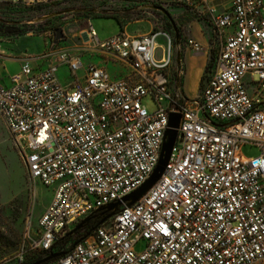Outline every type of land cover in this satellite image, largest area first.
I'll return each mask as SVG.
<instances>
[{
	"label": "built area",
	"instance_id": "2783aa9c",
	"mask_svg": "<svg viewBox=\"0 0 264 264\" xmlns=\"http://www.w3.org/2000/svg\"><path fill=\"white\" fill-rule=\"evenodd\" d=\"M174 1L210 13L222 38L194 98L173 81V37L156 29L101 41L90 24L88 42L128 65V77L61 48L0 78V115L30 176L53 188L32 246L57 255L43 264L264 262V0H232L223 10L209 0ZM187 44L202 49L193 38ZM175 70L184 74L182 54ZM172 113L178 136L160 179L131 206L107 210L151 177ZM246 143L260 154L244 156ZM88 217L80 228L92 226L88 235L61 247Z\"/></svg>",
	"mask_w": 264,
	"mask_h": 264
},
{
	"label": "rangeland",
	"instance_id": "374dc122",
	"mask_svg": "<svg viewBox=\"0 0 264 264\" xmlns=\"http://www.w3.org/2000/svg\"><path fill=\"white\" fill-rule=\"evenodd\" d=\"M209 1L223 10L232 0ZM90 24L101 41L120 33L125 26L131 34L152 29L170 33L175 42L173 81L183 91L185 71L178 76L175 70L179 44H182V58L184 49L190 53H207L206 67L209 63L210 67L208 70L205 67L196 86L186 77L185 90L190 98L198 96L204 88L216 66L222 42L210 13L174 0H0V78L6 82L25 60L35 62L34 57L61 48L82 55L86 62L107 67L115 78L131 75L128 65L113 60L88 42ZM57 28L63 30L65 37L55 42ZM190 38L201 43L200 51L188 46ZM59 76L64 83L69 80L65 68L60 69ZM255 81H259L258 76ZM143 102L151 112L157 107L151 96ZM241 152L254 157L260 154V149L246 143ZM52 196V187L30 176L18 140L0 115V264H15L22 247L30 248L24 263L42 256L32 246L38 234V220Z\"/></svg>",
	"mask_w": 264,
	"mask_h": 264
},
{
	"label": "water",
	"instance_id": "95a60500",
	"mask_svg": "<svg viewBox=\"0 0 264 264\" xmlns=\"http://www.w3.org/2000/svg\"><path fill=\"white\" fill-rule=\"evenodd\" d=\"M64 37H65V35L63 33V30L61 28H57L55 42L59 41L60 39H63ZM180 57H181V51L179 50L178 57H177V61L178 62L180 60ZM179 122H180V115L179 114H177V113L170 114L169 124H168V128L166 130V133H165V138H164V141H163L159 162H158L154 172L152 173L151 177L140 188H138L136 191H134L133 193H131V194L127 195V196H125L122 199V201H118L116 203H113V204H110L109 206H107V210L116 209L119 205L122 204V202H127V205L131 206L137 200H139L141 198V196H143L160 179L161 175L163 174V172L166 169V166H167V164L169 162V159L171 157V153H172L174 144H175V142L177 140ZM112 213L107 215L101 221V223L104 222L108 217H110L112 215ZM89 219H90L89 217L86 218L83 222H81L77 226L76 229L82 228L84 226V224L89 221ZM56 256L57 255L53 254V255H50V256H48V257H46L44 259L36 261V262H34L32 264H43V263L53 259Z\"/></svg>",
	"mask_w": 264,
	"mask_h": 264
},
{
	"label": "crops",
	"instance_id": "0c3cea01",
	"mask_svg": "<svg viewBox=\"0 0 264 264\" xmlns=\"http://www.w3.org/2000/svg\"><path fill=\"white\" fill-rule=\"evenodd\" d=\"M227 7H225L224 9H226ZM123 30L128 32L126 26L123 28ZM131 35H135V34H131ZM182 59L185 67V79H184L183 88L185 94L188 96L185 90L186 77L188 78L189 81L195 83L196 86L199 77H201L204 72L208 58H207V53H203V52L201 54L199 52L190 53L189 50L184 49V56Z\"/></svg>",
	"mask_w": 264,
	"mask_h": 264
},
{
	"label": "trees",
	"instance_id": "16d2710c",
	"mask_svg": "<svg viewBox=\"0 0 264 264\" xmlns=\"http://www.w3.org/2000/svg\"><path fill=\"white\" fill-rule=\"evenodd\" d=\"M116 18V17H115ZM118 19V18H117ZM120 22V21H119ZM121 23V22H120ZM122 25V24H121ZM12 29H9L10 32ZM123 31V30H122ZM210 67V63L207 65L206 70H208V68ZM92 228V226H88L85 227L84 229H80L76 232V234H74L73 236H68L64 239V242L62 243L61 247H63L65 250H67L66 245H68L69 243H74L75 241L85 237L86 235H88L89 230ZM40 253H42V256L38 259H35L33 262L30 263H24V264H32L36 261H39L41 259H44L46 257L49 256V253L45 252V251H39Z\"/></svg>",
	"mask_w": 264,
	"mask_h": 264
}]
</instances>
